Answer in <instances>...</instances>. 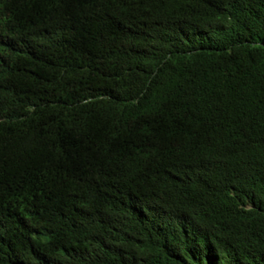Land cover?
Instances as JSON below:
<instances>
[{
	"label": "trees",
	"instance_id": "1",
	"mask_svg": "<svg viewBox=\"0 0 264 264\" xmlns=\"http://www.w3.org/2000/svg\"><path fill=\"white\" fill-rule=\"evenodd\" d=\"M57 3L0 15V264H264V0Z\"/></svg>",
	"mask_w": 264,
	"mask_h": 264
},
{
	"label": "clouds",
	"instance_id": "2",
	"mask_svg": "<svg viewBox=\"0 0 264 264\" xmlns=\"http://www.w3.org/2000/svg\"><path fill=\"white\" fill-rule=\"evenodd\" d=\"M24 1H26V9L28 10V17H27L28 22H31L42 15L47 10L46 9L47 3H50L51 5L53 4V2H54V5L59 4L57 3L58 0H55V1L54 0H0V15L10 16L11 19L17 25H19L18 17L20 14L21 6L24 3ZM204 1L205 0H187L189 12L193 14H198L200 19L199 21H197L195 25L191 26L190 30L185 33L183 38H180L181 46L189 45L192 43L195 37L201 36L209 32V22L205 19L207 14L200 12V10L198 9V6L202 4ZM44 28H46V26L43 27L42 29ZM169 57H170V54L166 50L162 54L159 62L165 61ZM170 96H171L170 92L166 93L167 102L169 101ZM221 124H222V132L219 134V143L217 147L219 146L220 143H223L226 151L235 153L233 146L234 145L237 146V143H241L242 151H244L245 149H248V147L251 144V141L249 139L244 138L241 134L238 133L233 122L221 123ZM166 137H168V134L167 136L163 138H166ZM143 146L144 147L147 146V143L144 142ZM153 147L154 145L149 146L145 154L151 151ZM7 196H19L24 199H29L28 196L21 189L4 190L0 192V197H7ZM0 223H1V218H0ZM10 242L11 241H6L4 243L3 251L7 247H9L8 244ZM85 256H86V253L84 254V257ZM16 264H36V263L34 261H28L27 259L22 258Z\"/></svg>",
	"mask_w": 264,
	"mask_h": 264
}]
</instances>
